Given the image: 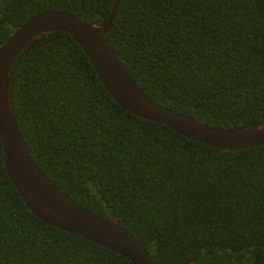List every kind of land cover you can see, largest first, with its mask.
Segmentation results:
<instances>
[{"label": "trees", "instance_id": "obj_1", "mask_svg": "<svg viewBox=\"0 0 264 264\" xmlns=\"http://www.w3.org/2000/svg\"><path fill=\"white\" fill-rule=\"evenodd\" d=\"M115 3L0 0V45L39 12L106 24ZM102 36L158 103L227 129L264 117V0H120ZM8 90L37 165L139 237L153 264H264V143L218 148L126 110L61 30L20 53ZM3 150L0 135V264H133L39 218Z\"/></svg>", "mask_w": 264, "mask_h": 264}, {"label": "water", "instance_id": "obj_2", "mask_svg": "<svg viewBox=\"0 0 264 264\" xmlns=\"http://www.w3.org/2000/svg\"><path fill=\"white\" fill-rule=\"evenodd\" d=\"M116 0L106 24L86 22L67 10L39 12L13 31L0 45V135L9 176L29 208L46 223L82 235L131 259L153 264L147 245L115 217L105 218L57 186L32 158L14 114L8 82L12 63L35 39L57 30L72 35L94 64L105 87L126 110L165 124L177 133L223 149H242L264 143V117L239 128L212 126L152 99L132 78L118 53L102 36L114 21Z\"/></svg>", "mask_w": 264, "mask_h": 264}]
</instances>
